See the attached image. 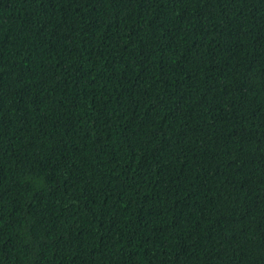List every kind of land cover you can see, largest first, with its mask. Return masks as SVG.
<instances>
[{"label":"trees","instance_id":"trees-1","mask_svg":"<svg viewBox=\"0 0 264 264\" xmlns=\"http://www.w3.org/2000/svg\"><path fill=\"white\" fill-rule=\"evenodd\" d=\"M0 264H264V0H0Z\"/></svg>","mask_w":264,"mask_h":264}]
</instances>
